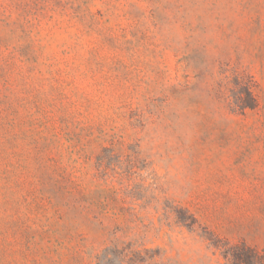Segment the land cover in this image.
<instances>
[{
    "label": "rangeland",
    "instance_id": "374dc122",
    "mask_svg": "<svg viewBox=\"0 0 264 264\" xmlns=\"http://www.w3.org/2000/svg\"><path fill=\"white\" fill-rule=\"evenodd\" d=\"M0 264H264V0H0Z\"/></svg>",
    "mask_w": 264,
    "mask_h": 264
},
{
    "label": "trees",
    "instance_id": "16d2710c",
    "mask_svg": "<svg viewBox=\"0 0 264 264\" xmlns=\"http://www.w3.org/2000/svg\"><path fill=\"white\" fill-rule=\"evenodd\" d=\"M252 98H253L252 100L254 101V100H255V98H254V97H252Z\"/></svg>",
    "mask_w": 264,
    "mask_h": 264
}]
</instances>
